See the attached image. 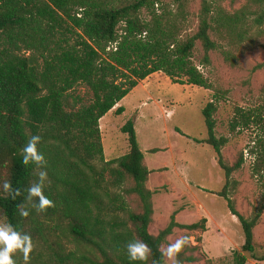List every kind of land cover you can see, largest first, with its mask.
I'll return each mask as SVG.
<instances>
[{
    "label": "trees",
    "instance_id": "16d2710c",
    "mask_svg": "<svg viewBox=\"0 0 264 264\" xmlns=\"http://www.w3.org/2000/svg\"><path fill=\"white\" fill-rule=\"evenodd\" d=\"M175 1L184 5V0ZM160 2L0 0V215L31 236L34 247L28 264H165L161 249L176 227L206 229L205 217L184 224L172 214L158 234L149 231L155 191L148 186L152 170L145 162L134 121L122 126L129 152L107 160L100 120L156 72H163L173 83L211 88L193 60L197 42L204 49L202 63L210 64V51L218 48L211 32L240 45L250 31V14L255 15L258 28L264 25V0H248L234 12L219 8L215 16L210 15L211 3L202 0L198 29L185 37L179 15L171 8H159ZM226 59L234 56L226 53ZM81 84L90 89V102L70 105L72 91ZM216 110L214 101L203 108L208 135L198 142L215 149L227 183L213 193L227 199L244 230L243 248L253 252L254 229L264 204L245 217L228 197L231 175L245 159L241 154L233 164L225 161L222 148L228 138L216 134ZM124 111L122 105L116 108L117 114ZM241 115L245 125L254 118L243 110ZM33 135L41 137L38 149L47 161L44 168L22 163V149ZM42 170L48 173L45 195L54 202L46 211L34 207L38 198L25 199L26 189L38 181ZM5 181L20 189L21 195L12 199L5 193ZM22 209L29 215L21 216ZM132 240L148 244L147 261L129 260L126 245ZM188 248L197 246H184L180 264L196 260L185 255ZM13 258L16 264H25L22 252ZM257 259L264 260V254ZM234 260L246 264L247 258L235 251Z\"/></svg>",
    "mask_w": 264,
    "mask_h": 264
},
{
    "label": "rangeland",
    "instance_id": "374dc122",
    "mask_svg": "<svg viewBox=\"0 0 264 264\" xmlns=\"http://www.w3.org/2000/svg\"><path fill=\"white\" fill-rule=\"evenodd\" d=\"M208 1L214 9L211 16L219 8L234 12L248 3V0ZM161 7L171 8L179 15L183 37L196 33L202 0H184L183 6L175 0H161ZM143 17H148L146 11ZM254 18V14L249 15L250 31L240 45L211 32L218 48L210 51L208 65L202 63L204 49L197 42L193 60L210 80L211 88L173 83L163 72H156L140 81L100 120L107 160L129 152L128 134L122 131V126L130 119L134 121L145 162L152 170L148 180L149 188L155 191L154 219L149 226L152 234L165 228L172 214L184 224L207 218L205 230L176 227L163 244L162 249H166L178 238L188 236L189 245L197 248H188L185 255H193L196 260L183 264H234L235 251L245 255L241 222L230 211L227 199L213 193L222 191L226 185L225 172L213 146L198 142L208 135L202 110L209 101L217 104L214 114L217 136L228 138L222 148L225 161L233 164L241 154L245 159L242 167L231 175L228 197L245 217L264 204V25L258 28ZM226 53L234 59L227 60ZM72 96L70 105L79 107L90 102L92 93L81 84L72 91ZM121 105L125 111L117 114L116 108ZM241 110L254 116L248 125L244 124ZM0 223H6L1 215ZM254 233L255 250L249 252L251 257L246 264H264V260L257 259L264 254V212ZM198 238L201 240L197 241ZM165 264L172 261L166 258Z\"/></svg>",
    "mask_w": 264,
    "mask_h": 264
},
{
    "label": "clouds",
    "instance_id": "9594fccd",
    "mask_svg": "<svg viewBox=\"0 0 264 264\" xmlns=\"http://www.w3.org/2000/svg\"><path fill=\"white\" fill-rule=\"evenodd\" d=\"M41 141L39 135H33L30 137L26 145L22 149V163L25 166L35 164L37 167L44 168L47 165V161L42 152L39 151L38 145ZM39 179L37 182L31 184L27 189L28 201H33L34 198H38V202L34 203V207L38 211H46L47 208L54 206V202L45 195L44 189L46 186V180L48 177L47 171H40L38 173ZM3 190L9 194L12 199L21 195L20 189H13L9 181L3 183ZM21 216H28L29 213L26 210L20 211ZM189 243V237L183 236L178 238L174 243H170L166 249H161L162 257H166L172 261V264H180L179 254L186 244ZM32 238L29 234L21 233L11 223H0V264H16L14 254L22 252L25 264H28L30 259V253L33 250ZM128 258L130 261H147L151 254V249L148 244L141 240H132L126 245Z\"/></svg>",
    "mask_w": 264,
    "mask_h": 264
},
{
    "label": "water",
    "instance_id": "95a60500",
    "mask_svg": "<svg viewBox=\"0 0 264 264\" xmlns=\"http://www.w3.org/2000/svg\"><path fill=\"white\" fill-rule=\"evenodd\" d=\"M249 252L250 251H247V250L244 251V254H245L246 258H250L251 257L250 254H249Z\"/></svg>",
    "mask_w": 264,
    "mask_h": 264
},
{
    "label": "crops",
    "instance_id": "0c3cea01",
    "mask_svg": "<svg viewBox=\"0 0 264 264\" xmlns=\"http://www.w3.org/2000/svg\"><path fill=\"white\" fill-rule=\"evenodd\" d=\"M112 111V110H111ZM110 112V111H109Z\"/></svg>",
    "mask_w": 264,
    "mask_h": 264
}]
</instances>
